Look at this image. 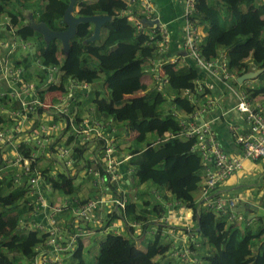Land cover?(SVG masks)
<instances>
[{"label": "built area", "instance_id": "1", "mask_svg": "<svg viewBox=\"0 0 264 264\" xmlns=\"http://www.w3.org/2000/svg\"><path fill=\"white\" fill-rule=\"evenodd\" d=\"M124 2L127 8L121 15L156 47L155 55L147 59L149 64L144 68L142 83L146 88L140 90V96L155 91L171 103L181 97L196 107L192 114H186L172 104L174 108L170 111L178 117L180 129L165 131L153 145L170 139L193 140L191 150L199 154L202 165L199 199L206 208L246 227L260 221L258 217L249 220L240 208L246 204L251 210L264 208V187L251 196L247 191L237 194L221 189L253 161L262 165L264 173V104L257 97H251L252 81L238 82L240 74L230 68L226 48L210 59L203 55L201 45L206 28L195 18L198 0H182L179 17L182 40L179 50L174 52H171L172 32L161 21L155 0ZM143 18L151 23L144 24ZM5 24L10 25L6 30L13 35L15 29L10 17H6ZM23 44L33 47V42ZM15 48L12 44L9 53ZM33 55L34 52H29V56ZM40 60L37 62L44 75L40 78L42 82L28 80L26 68L14 66L9 56L0 62V83L6 86L0 91V116L6 120L0 127V177L13 172L12 186L26 190L27 205L33 208L31 217L23 223L25 226L29 223L33 226L30 230L43 236L26 264H66L79 243L102 224V218H97L101 210L106 209L107 215L117 212L120 216V225L108 226L107 222L105 231L113 226L117 234H121V226L131 231V235L132 231L142 230L144 222L127 218L126 207L131 202L141 206L143 199L134 188H130V193L125 188V183L135 178V168L129 164L133 155L121 152L118 136L122 130L114 118L100 119L95 107L79 114L76 106L79 95L89 97L93 90L91 84L71 77L65 83L59 65H45ZM167 65H190L196 69L199 75L194 87L182 92L172 89V97L167 95L165 87H170ZM218 85L237 98V103L225 112L227 115L233 111L239 113L238 120L229 123L234 142L232 150L222 142L213 126L214 119H206L217 107V99L212 98L210 90ZM57 173L75 177L88 185L92 193L75 197L58 193L51 182ZM149 195L151 202L162 208L157 224L166 226L171 235L166 256L180 264H204L195 238L196 222L193 213L187 212L190 207L175 198L165 199L158 190L150 191ZM174 210L184 214L176 217Z\"/></svg>", "mask_w": 264, "mask_h": 264}, {"label": "trees", "instance_id": "2", "mask_svg": "<svg viewBox=\"0 0 264 264\" xmlns=\"http://www.w3.org/2000/svg\"><path fill=\"white\" fill-rule=\"evenodd\" d=\"M12 1L14 0H0V17L8 15L15 29L13 32L25 41L43 38L39 31L27 25L26 12L33 9L29 5L33 0H16L14 5L19 6V10L10 8ZM37 1L39 4L46 2L39 15H34L37 22H45L54 31L67 29V25L61 21L70 0ZM255 1L198 0L195 18L206 28L201 45L206 58L215 57L220 49L226 48L230 68L237 74H244L252 67L263 69L256 78L258 84L252 90L251 97L264 98V5ZM243 4L247 7L243 8ZM76 6L79 9L75 13L79 16H111L104 24L109 30L107 38L100 44L87 41L93 33V26L91 23H80L70 41L69 52L63 51V60L58 57L62 48L59 39L39 41L42 63L59 65L63 79L71 77L89 84L103 74L108 98L99 97L96 93L87 102L95 107L97 117L102 120L114 118L119 130L123 127L125 132L135 134L130 147L129 153L133 156L129 164L135 168L138 184L151 181L156 186L166 188L175 199L193 209L197 227H200L197 233L212 247V251L205 254L204 258L198 250L204 264H264V242L260 241L263 231L254 234L250 227L241 229L237 223L229 222L227 216L217 215L213 210L202 206L201 201L197 202L195 192L199 190L202 181V165L199 154L191 150L193 140L170 139L160 145H153L165 131L176 132L180 129L178 117L161 108L165 97L155 91L127 97L146 88L142 83L145 62L155 55L156 47L148 36L138 32L121 15L127 8L124 0H77ZM9 27L7 24L0 27V37L3 36L1 30ZM30 60L29 56H24L22 60L15 61L14 66L26 67ZM166 67L169 69L171 89L182 92L183 89L194 87L199 74L192 66ZM172 104L186 114H192L196 109L195 105L181 97H176ZM3 121L0 116V124ZM151 133L155 135V139L143 144ZM51 182L54 189L65 196H79L82 191L87 190L83 182L66 173H57ZM12 183L13 172L0 177V192L4 188L10 190L7 195L0 196V264L23 263L24 259L28 260L32 256L35 246L43 240V236L40 237L37 231L26 230L21 225L29 220L33 208L32 205H27L29 198L26 190L15 189ZM89 193L87 191L86 194ZM19 205L22 210L16 209L21 208ZM155 206L162 211L159 205ZM137 209L136 203H129L126 207L127 218L144 222L146 226L151 218L148 213H139ZM118 216L117 212L108 214L110 219L107 225H111ZM104 232L106 237L100 244L95 264H162L155 257L169 250V245H158L159 236L143 251L137 247L133 238L118 235L113 229ZM83 248L80 242L72 256L74 264H85ZM13 254H20L21 257Z\"/></svg>", "mask_w": 264, "mask_h": 264}, {"label": "crops", "instance_id": "3", "mask_svg": "<svg viewBox=\"0 0 264 264\" xmlns=\"http://www.w3.org/2000/svg\"><path fill=\"white\" fill-rule=\"evenodd\" d=\"M258 2L260 3V5H264V1H258ZM45 4H46L45 1H42L39 4L37 0H33L31 2V4L29 3L30 7H32L33 9L29 12H26V13L27 14L31 13L32 17L34 19V15H35V17H37L39 15V13L41 12V10L44 8ZM155 4H156L157 8H159V10H160L161 21L164 24H168L169 28L172 32L171 52L179 50V44L182 40V34L180 33V19H179V17L181 16V13H182V0H155ZM78 9H79V7L78 6L75 7V4H74L73 14L77 15L75 13V11H78ZM6 17H8V15L4 16L5 19H6ZM35 21H36V19H35ZM27 25H28V22H27ZM1 31H2L3 36L0 37V62L9 56L10 62L14 65V61H20L23 59L24 56H29V52H34V55L32 57L29 56L31 58V60H30L31 62L29 64L26 63L27 65L25 67L26 68L25 75H26L27 79L30 81H36V82L41 81L42 82V80L40 78H44V75L42 74L41 70L38 74H33V71H34V68L36 67L35 63L37 64L38 68L40 69L38 62H37L38 60L41 59L40 58L41 57L40 56V48H39L38 44H39V41H41L43 39L45 40V37L44 36H43V38L36 37L32 40L25 41V40L21 39L19 36H17L16 33H13V35H12V33L9 32L10 30H5V28H4V30H1ZM108 33H109V30L105 26H102L100 38L94 42H96V44L103 42L107 38ZM17 38H19L21 40V48H22L21 50L17 48V45H16V39ZM23 42H33V47L32 46L29 48L24 47L25 44H23ZM61 43H62V41H61ZM12 44H14V46L16 48H15L14 52L9 53V50H10V47ZM35 47L37 49L36 51H34ZM22 50H26V53H23ZM63 51H64V48H63V44H62V48L58 54V57L60 60H61L60 53H63ZM148 64H149V61L146 60L145 68L148 66ZM16 67H19V66H16ZM252 69H256V68L253 67L250 70H252ZM97 80H95V81L97 82ZM66 81H67L66 79H63V82L66 83ZM95 81L91 84V86L93 87V90L91 91L89 97L84 98V97H82V95H79L80 102H77L76 106L79 108V114L80 115H83L86 111H88L89 107H93V105L88 103L87 100L94 97L96 93H97V96H99V97L108 98L109 93H108L107 87L106 86L102 87L101 84L95 85L94 84V83H96ZM143 81H146V80H143ZM256 81L257 80L254 79L253 82H251L253 86H256L255 83L258 82V81L257 82ZM95 86H96V89H95ZM149 87L150 86L148 85V88ZM5 88H6V86H4V83L3 82L0 83V91L4 90ZM102 90H104L105 92L102 93ZM165 93H167V95H169L171 97L174 94L173 90L169 86L165 87ZM210 93L212 95V98L217 99V101H216L217 107L213 108L206 115V119L207 120L214 119L213 126L217 130L222 142L224 143V145L227 149L232 150V149H234V142H233V139L230 135L229 123L233 122V121H237L239 118V113L236 111H233L231 114L227 115V114H225V112L227 111V109L229 110L232 106H234L237 103V98L235 97V95L233 93L227 91L226 89H224L220 85L216 86L214 90H210ZM135 95L136 96L140 95V91H138L132 95H127V97L131 98ZM257 98H258V100H260V102L262 99H264L261 96H258ZM165 103H168L171 105V107L169 105L170 108H169V111H167V113H170L171 112L170 110L174 107H173L172 103L170 102V100H168V99H167V101H165ZM2 119L4 121L2 122V124H0V127L6 123V120L3 117H2ZM133 136H135V134H133ZM129 152H124V153L129 154ZM248 168L250 169V171L247 170ZM247 169L242 171L238 175L234 176V178L230 181V183H228L229 185L225 184V186L226 185L227 186L223 187L221 189L225 190V191L230 190L231 192H228V193H235L233 190L241 189L244 186L241 183V178H242L241 176H243L245 174L246 175H254V174L259 173L263 179V176H264L263 167L259 162L253 161L251 163H248ZM133 183H134L133 188L135 189V193L140 194L143 201L144 200L148 201V202L152 201V198L149 195L150 191H152V190H158V191L162 192L165 199H174L173 196L164 187H159V186L151 185L148 183L142 184V187L138 186V182H137L136 178H134L132 182H131V180H129L128 182L125 183V188L128 190V193H130L129 190H130L131 185ZM83 186H85L87 188V190L90 191V194L92 193V189L91 188L88 189V185L85 184ZM201 186L202 185H200L199 190L195 192V196H196L197 201L199 200L200 195H201ZM243 191H246V189H244ZM202 205L206 206L204 203ZM247 206L248 205L246 204L244 207H241L240 209L246 208ZM137 210L139 213L145 212V211H143L144 209H142V207L140 205H138ZM243 211L246 213V215H249V213L247 211H245L244 209H243ZM99 212L100 213H97V218H100V219L102 218V220H103V218H104L103 215H104V213H106V209L101 210ZM187 212H188V214H192L193 209L187 208ZM146 213L150 214L151 212H147V210H146ZM66 214H65V216H66ZM174 214L176 217H178L184 213L181 211H178V210H174ZM119 217L120 216H118L115 220H113L114 222H112V223H114V225H120V224H117V222L119 221ZM152 217H154V218H151L142 230H139L137 232L132 231L133 235H131V231L126 229L124 226H121L119 228L121 230V234H118V235L124 236L123 235L124 231L129 232V234L134 238V240L137 244V247L143 251L147 250L148 246L155 240L156 236H159V244L158 245L160 247H164V246L169 245V243L171 242V235L169 233V229H167V227L162 225V224L161 225L157 224L156 220L158 219L159 216H157V217L152 216ZM193 218H194V213H193ZM194 220L196 222L195 218H194ZM100 224L97 225L98 227L94 228L95 232L93 234L87 236L83 240V247H84L83 248V258L85 260V264H90L88 262L91 261L92 257H95L97 260L99 253L98 252L96 253L94 246L97 245L99 242L101 244V242L106 237V235H105L106 233L104 232L105 228L102 230V228L104 226H102ZM179 226H181V222H180ZM239 226L241 227L242 225H239ZM251 226H249V227L251 228ZM113 227L114 228H112V229L114 230V232L115 231L117 232L115 226H113ZM195 228H197V225ZM119 229H118V231H120ZM108 231H109V229L106 232H108ZM178 232H180V231L178 230ZM196 236H197V234L195 235V238H196ZM260 241L264 242L261 240V238H260ZM95 242H97V243L95 244ZM100 244H99V247L101 248ZM99 252H100V250H99ZM155 260L161 262L162 264H176L173 260L168 259L166 254H158L155 257ZM69 261H71V264H74L73 258L69 259ZM26 262H27V260H26ZM75 262L77 263V261H75ZM95 263H96V261H95Z\"/></svg>", "mask_w": 264, "mask_h": 264}, {"label": "rangeland", "instance_id": "4", "mask_svg": "<svg viewBox=\"0 0 264 264\" xmlns=\"http://www.w3.org/2000/svg\"><path fill=\"white\" fill-rule=\"evenodd\" d=\"M209 1H212V0H209ZM258 1H264V0H256L255 2H258ZM14 2H16V0H14V1H12L11 2V4L12 5H10V8L13 10H19V6H16V5H14ZM247 7V5L246 4H243V8H246ZM28 14H31V13H28ZM4 16H6V15H2L1 17H0V22H1V24H0V27H2V25H5V23H6V19L4 18ZM93 26V25H92ZM2 30H4V29H2ZM5 30H6V28H5ZM100 44V43H99ZM16 45H17V48L18 49H22L21 48V40L19 39V38H17L16 39ZM37 49H36V47L34 48V51H36ZM22 52L23 53H26V50H22ZM22 53V54H23ZM60 58H61V60H63V58H64V55H63V53H60ZM15 62V61H14ZM35 65H36V67L34 68V71H33V74H38L39 72H40V69L38 68V66H37V64L35 63ZM94 66L96 67V63L94 64ZM96 82V81H95ZM257 82V81H256ZM258 83V82H257ZM257 83H255V85L257 86ZM95 85L96 84H102V86H104V82H103V74H101L100 76H99V78H98V80H97V82L96 83H94ZM95 89H96V86H95ZM103 92H105L104 90H102V93ZM106 98V97H105ZM261 102H263V104H264V99H262L261 100ZM4 105V104H3ZM169 105L170 104H168V103H163L162 104V106H161V108L165 111V112H167V111H169V108L171 107V105H170V107H169ZM122 131H121V133H119V136H118V138H119V147H120V149H121V152H129L130 151V147H131V145H132V143H133V133L132 132H130V133H127V132H125L124 131V129H123V127H121L120 128ZM155 139V135L154 134H148L147 135V138H146V140L143 142V144H147V142H149V141H153ZM8 176V175H7ZM242 177V178H241ZM240 178H241V183L244 185L241 189H235V190H233L235 193H237V194H241L242 192H243V190L244 189H246V191H247V193L249 194V196H251V195H253V194H258L259 192H261V190L263 189V187H264V181H263V179H262V176L258 173V174H254V175H243V176H241ZM146 183H148V184H151V185H155L153 182H151V181H148V182H146ZM143 184V183H142ZM142 184H138V186H141L142 187ZM133 185H134V183L131 185V189L133 188ZM9 189L8 188H4L1 192H0V196H5V195H7L8 193H9ZM87 191H89V190H85V191H82L81 193H83V194H86L87 193ZM147 203V204H146ZM149 203V204H148ZM20 207H21V205H19ZM141 207H142V209H144L143 211H145L146 212V210H147V212H151L150 214H149V217L150 218H152V216H155V217H157V216H159V215H161L160 213H162V211L160 210V208H158L157 206H155V204H153V203H151V202H148V201H143V203L141 204ZM0 209H1V207H0ZM17 210L18 209H21L22 210V207L21 208H16ZM149 210V211H148ZM103 220H102V226H105L106 225V223L109 221V217L107 216V214H105L104 213V215H103ZM112 222H114V221H112ZM117 223H119L120 224V222H117ZM83 225V224H82ZM238 225H241V224H238ZM98 227V226H97ZM240 227V226H239ZM242 227V228H241ZM240 228L241 229H244L245 228V226H241ZM26 230H30V229H33V226H31L29 223H27V225H26ZM251 230L254 232V234H257L260 230L261 231H263V234L261 235V240L262 241H264V219H262V220H260V221H257V222H255L252 226H251ZM123 235L125 236V237H130L131 235L129 234V232H125L124 231V233H123ZM196 240L198 241V243L197 244H199L198 245V250H199V252H200V255L204 258V256H205V254H207V253H209L210 251H212V248H211V246L208 244V242L205 240V238H203L202 236H200V235H198L197 234V236H196ZM254 242H257V240H255ZM253 242V243H254ZM97 242H95V244H96ZM99 244H100V242L97 244V245H95L94 246V248H95V251H96V253L98 252L99 253V250H100V247H99ZM255 251H256V249H255V247L253 248V253H255ZM13 256H15V257H21V255L20 254H13ZM168 258V257H167ZM168 259H170L171 260V258H168ZM26 260L27 259H24V261H23V263H16V264H26ZM95 261H96V258L95 257H92L91 258V261H89L88 263H90V264H95ZM67 264H71V261H69V259L67 260V262H66ZM165 263V262H164ZM176 264H180L179 262H177Z\"/></svg>", "mask_w": 264, "mask_h": 264}, {"label": "water", "instance_id": "5", "mask_svg": "<svg viewBox=\"0 0 264 264\" xmlns=\"http://www.w3.org/2000/svg\"><path fill=\"white\" fill-rule=\"evenodd\" d=\"M76 0H70L69 5L66 9L65 16L62 19V22L67 25V29L65 30H58L54 31L48 27V25L45 22H37L33 19L32 16L29 17V23L33 29L36 31H39L44 37L47 42L51 41L52 39H59L62 41L63 48L65 53L69 52L70 48V41L76 34L77 26L80 23H91L93 24V33L92 35L87 39V41L94 42L100 38L101 29L104 24L111 19V16L109 15H91V16H79L73 14L74 4ZM144 24L151 23V21H148L147 19H142ZM263 71V69L259 70H251L243 75L238 77V82L243 83L247 80H252ZM245 211L249 213L248 219H253L255 217H264V208H257L255 210H251L249 206L246 208H242ZM23 225V223H22ZM200 230V227H198V231Z\"/></svg>", "mask_w": 264, "mask_h": 264}, {"label": "clouds", "instance_id": "6", "mask_svg": "<svg viewBox=\"0 0 264 264\" xmlns=\"http://www.w3.org/2000/svg\"><path fill=\"white\" fill-rule=\"evenodd\" d=\"M30 16H32V14H31V15H30V14H27V17H28V21H27V22H28V23H29V17H30ZM8 17H9V16H8ZM34 20H35V19H34ZM92 25H93V24H92ZM29 26H30V25H29ZM93 28H94V26H93ZM252 68H253V67H252ZM254 68H256V67H254ZM252 70H259V69L256 68V69H252ZM249 71H251V70H249ZM247 72H248V71H247ZM241 75H243V74H240L239 76H241ZM256 78H257V77H256ZM256 78H254V79H256ZM254 79H252V80H247V81H252V82H253ZM84 82H86V81H84ZM245 82H246V81H245ZM243 83H244V82H243ZM254 87H255V86H254ZM165 101H166V100H165ZM165 101H164V102H165ZM164 102H163V103H164ZM262 103H263V102H262ZM129 154H130V153H129ZM200 185H201V184H200ZM173 198H175V197H173ZM199 201H201L200 203L203 204L202 200L199 199L197 202H199ZM202 206H203V205H202ZM204 207H206V206H204ZM191 209H192V208H191ZM159 216H160V215H159ZM262 219H264V217H260V220H262ZM197 224H198V222H197V220H196V225H197ZM21 225H22V224H21ZM22 226L26 227L24 223H23ZM245 227H246V226H245ZM197 231H198V227L196 228V232H197ZM134 232H135V231H134ZM197 234H198V233H197ZM130 238H133V237L130 236ZM133 239H134V238H133ZM196 242L198 243L197 240H196ZM82 244H83V242H82ZM71 258H72V257H71ZM71 258H70V259H71ZM171 260H173L175 263L178 262V261H176V260H174V259H171Z\"/></svg>", "mask_w": 264, "mask_h": 264}]
</instances>
